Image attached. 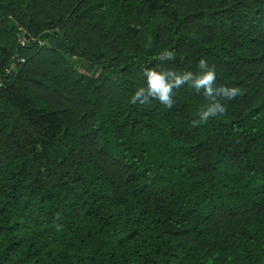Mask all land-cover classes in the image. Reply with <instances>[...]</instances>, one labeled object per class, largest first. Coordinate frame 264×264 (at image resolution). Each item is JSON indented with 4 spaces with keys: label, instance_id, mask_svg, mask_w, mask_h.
I'll list each match as a JSON object with an SVG mask.
<instances>
[{
    "label": "trees",
    "instance_id": "obj_1",
    "mask_svg": "<svg viewBox=\"0 0 264 264\" xmlns=\"http://www.w3.org/2000/svg\"><path fill=\"white\" fill-rule=\"evenodd\" d=\"M0 264H264V0H0Z\"/></svg>",
    "mask_w": 264,
    "mask_h": 264
},
{
    "label": "clouds",
    "instance_id": "obj_2",
    "mask_svg": "<svg viewBox=\"0 0 264 264\" xmlns=\"http://www.w3.org/2000/svg\"><path fill=\"white\" fill-rule=\"evenodd\" d=\"M174 53L168 50L162 51L158 59L160 61L174 59ZM198 73L185 71L177 73L176 71H158L156 69H145V86L138 88L130 99V103L146 104L150 100H157L166 108L174 106L173 89H180L188 85L196 93H201L208 103L200 108L196 113L197 119L191 121L192 127H199L208 122L210 117H216L225 113V107L220 103L217 97L231 100L235 98L239 89L235 87L216 86L215 65H209L206 58H201L197 64Z\"/></svg>",
    "mask_w": 264,
    "mask_h": 264
},
{
    "label": "built area",
    "instance_id": "obj_3",
    "mask_svg": "<svg viewBox=\"0 0 264 264\" xmlns=\"http://www.w3.org/2000/svg\"><path fill=\"white\" fill-rule=\"evenodd\" d=\"M21 62H23V60H20ZM17 62H19V60H15V58H14V60H13V63H12V65H11V68H10V70H12V68H14V66H15V63H17ZM9 71V70H8ZM7 71V72H8Z\"/></svg>",
    "mask_w": 264,
    "mask_h": 264
}]
</instances>
